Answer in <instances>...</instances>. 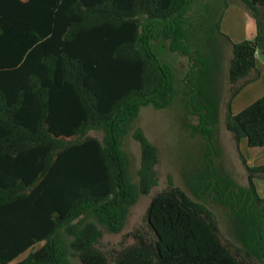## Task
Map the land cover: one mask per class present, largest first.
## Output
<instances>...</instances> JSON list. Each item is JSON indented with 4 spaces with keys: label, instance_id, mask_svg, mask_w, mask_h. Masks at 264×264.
<instances>
[{
    "label": "trees",
    "instance_id": "1",
    "mask_svg": "<svg viewBox=\"0 0 264 264\" xmlns=\"http://www.w3.org/2000/svg\"><path fill=\"white\" fill-rule=\"evenodd\" d=\"M193 1L0 0V264H68L69 254L81 264H264V197L253 182L264 179V163L250 165L239 148L245 139L249 155L264 151V94L236 113L230 107L259 76L264 0L237 1L255 20L252 39L231 42L220 30L223 11L215 27L231 43L223 121L244 186L219 174L211 157L219 97L206 101L198 78L216 49L214 32L198 40L188 17ZM165 40L170 50L196 55L184 89L209 151L195 194L204 188L205 201L224 210L231 238L205 202L169 177L127 234L132 242L104 252L103 232H119L158 182L157 147L143 130L132 132L136 181L122 144L141 106L164 108L174 97V71L155 54ZM98 130L101 138L90 134Z\"/></svg>",
    "mask_w": 264,
    "mask_h": 264
},
{
    "label": "rangeland",
    "instance_id": "2",
    "mask_svg": "<svg viewBox=\"0 0 264 264\" xmlns=\"http://www.w3.org/2000/svg\"><path fill=\"white\" fill-rule=\"evenodd\" d=\"M226 1L229 2L228 6L232 9L231 13L239 9L234 17L242 22V11H247L242 4L237 3L238 0H195L190 6L188 17L199 28L197 31L199 41L209 39L215 41L213 45L216 52L208 57L209 65L204 70L203 75L198 78L204 85L206 101L209 100L210 102L217 96L219 97L215 126L205 124L206 122L202 125L205 128L213 127L214 137L211 138L213 145L210 146L211 157L219 174L222 176L225 174V177L230 175L236 184L244 186L246 185L244 166L230 133L224 127L223 121L228 95V65L232 51L230 41L224 36H220L215 31V27L219 21L221 11H224L222 9ZM238 24L239 22L235 21L233 17L226 16L225 25L228 31L231 33L237 32L236 35L226 34L231 37V40L232 38L240 39L241 37ZM207 29L214 32L212 36H209V39H207L208 33L204 32ZM155 46L157 58L161 62L170 65L174 71L176 92L170 104L164 108H155L152 105L139 108L137 116L130 124L129 131L124 136L122 148L128 158L129 174L132 180L136 181V171L140 164V148L138 141L132 137V132L137 127L141 128L147 138L157 147L158 163L155 170L158 182L150 189L148 194L141 195L137 202L131 206L125 224L119 232H103L97 242V247L104 252H110L113 248H119L132 242L127 234L142 223L150 197L167 186L169 177L174 185L181 187L193 199L205 202L215 213L222 234L228 239L231 238L227 229L228 224L224 210L214 204L213 201H205L207 193L203 192L204 188L198 190L195 194L196 182L199 180L200 175L205 173L206 161L204 158L209 151L206 146V136H202L197 129V125L200 123V112H193V108L188 104V99L192 93L188 88L184 89V81L193 75L191 72L195 68L196 55L192 53L181 54L176 50H170L167 40L157 42ZM214 66H216V70L213 69ZM90 134L98 138L102 136L99 130L90 131ZM244 143L241 142L239 148L247 158V148L246 143ZM27 253L28 251L21 254L17 260L24 258ZM68 264L81 263L76 255L69 254Z\"/></svg>",
    "mask_w": 264,
    "mask_h": 264
},
{
    "label": "crops",
    "instance_id": "3",
    "mask_svg": "<svg viewBox=\"0 0 264 264\" xmlns=\"http://www.w3.org/2000/svg\"><path fill=\"white\" fill-rule=\"evenodd\" d=\"M230 8H231L230 6L228 7L226 6L224 8V11H223L224 13L222 14V17L220 19L221 32L224 33L225 35L226 34H229V35L237 34V32H234V33L229 32L225 25L226 16H231L235 19V21L237 20L239 22L238 27L241 33L240 39L232 38V40L238 42L243 39H252L256 34V25H255V20L253 19V17L248 12L242 11V22H241L239 19L234 17L236 16V11L239 9H236L235 11H233V13H231L230 11L232 9ZM226 36L229 38L231 42H233L230 39L231 38L230 36L228 35ZM255 56H256V66H257V69L259 70V76L255 80L245 85L232 98L230 107L233 113H236L242 110L244 107H246L247 105H249L254 100H256L257 98H259L260 96L264 94V53L257 50ZM244 140L245 139H242L240 141V144L241 142H245L246 148H247V142L246 140L245 141ZM246 150L248 154L246 159L250 165H260L264 163V151L258 153L255 156H251L248 153V148ZM253 182L257 190V193L260 196L264 197V179H254Z\"/></svg>",
    "mask_w": 264,
    "mask_h": 264
}]
</instances>
